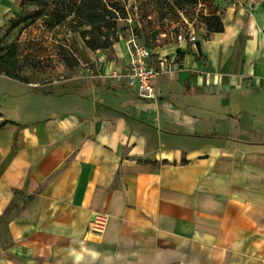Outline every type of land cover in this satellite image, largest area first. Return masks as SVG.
Segmentation results:
<instances>
[{
  "label": "crops",
  "instance_id": "1",
  "mask_svg": "<svg viewBox=\"0 0 264 264\" xmlns=\"http://www.w3.org/2000/svg\"><path fill=\"white\" fill-rule=\"evenodd\" d=\"M220 15L156 46L182 67L155 99L114 76L124 41L73 77L0 75V264H264V2Z\"/></svg>",
  "mask_w": 264,
  "mask_h": 264
},
{
  "label": "rangeland",
  "instance_id": "2",
  "mask_svg": "<svg viewBox=\"0 0 264 264\" xmlns=\"http://www.w3.org/2000/svg\"><path fill=\"white\" fill-rule=\"evenodd\" d=\"M104 1L121 7L115 26L117 42L126 44V39L137 36L152 46H161L176 44L180 32H187V37L193 32L198 38L215 26L213 18L221 19L220 14L236 0ZM79 3L80 0H12L0 11V75L9 77L8 72L26 82L43 84L88 72L91 65L83 52L90 48L80 31L91 27L81 25ZM106 18L112 20L110 14ZM93 30L103 34V40L108 34L112 37L113 29L106 25Z\"/></svg>",
  "mask_w": 264,
  "mask_h": 264
},
{
  "label": "built area",
  "instance_id": "3",
  "mask_svg": "<svg viewBox=\"0 0 264 264\" xmlns=\"http://www.w3.org/2000/svg\"><path fill=\"white\" fill-rule=\"evenodd\" d=\"M186 34L187 32H180L176 36V44L196 42L197 38L193 32H190L188 37ZM126 44L129 53L128 64L114 76L134 89L141 98H157L155 80L161 75L173 80L182 67L181 57L178 53L161 55L156 51V46L146 43L137 36L126 39ZM109 220L108 213L94 212L91 227L94 232L102 235L108 228Z\"/></svg>",
  "mask_w": 264,
  "mask_h": 264
},
{
  "label": "trees",
  "instance_id": "4",
  "mask_svg": "<svg viewBox=\"0 0 264 264\" xmlns=\"http://www.w3.org/2000/svg\"><path fill=\"white\" fill-rule=\"evenodd\" d=\"M109 7H111L109 9ZM121 7L116 3H106L104 0H80L77 8V13L81 16V25L91 27L90 30H81L80 34L85 45L91 50L108 49L113 47L115 42L119 41V35L116 30V20L119 18L118 10ZM111 15L112 20H107V15ZM213 19L217 21L215 26H210L209 31L220 32L224 30L223 23L219 16H215ZM106 25L108 28H112V37L103 40L101 33H97L93 28ZM87 33H91V37ZM7 75L11 78L26 81L24 78H20L15 74Z\"/></svg>",
  "mask_w": 264,
  "mask_h": 264
}]
</instances>
